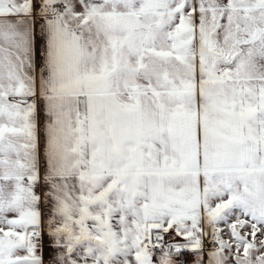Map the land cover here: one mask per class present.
I'll return each instance as SVG.
<instances>
[{
	"label": "snow or ice",
	"instance_id": "obj_1",
	"mask_svg": "<svg viewBox=\"0 0 264 264\" xmlns=\"http://www.w3.org/2000/svg\"><path fill=\"white\" fill-rule=\"evenodd\" d=\"M0 264H264V0H0Z\"/></svg>",
	"mask_w": 264,
	"mask_h": 264
}]
</instances>
